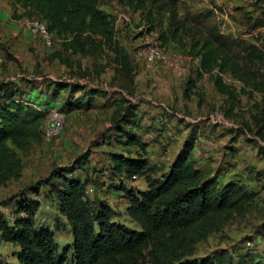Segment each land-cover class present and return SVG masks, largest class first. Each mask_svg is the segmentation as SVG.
I'll use <instances>...</instances> for the list:
<instances>
[{"label": "rangeland", "instance_id": "374dc122", "mask_svg": "<svg viewBox=\"0 0 264 264\" xmlns=\"http://www.w3.org/2000/svg\"><path fill=\"white\" fill-rule=\"evenodd\" d=\"M176 1L179 20L186 24L197 23L194 26L202 32L215 25L230 38L264 53V0ZM98 4L107 10L117 39L130 56L131 78L117 71L114 55L106 48L95 57L63 52L68 63L53 56V52L61 48L63 36L56 35L50 46L37 35L20 38L17 33L0 42V81L13 82L22 90L23 98L28 97L36 105L39 104L37 97L49 95L56 80L84 84L87 88L98 87L107 92L93 97L88 106L83 101L80 107L70 110L64 107L65 120L60 135L46 138L44 118L41 141L32 143L25 151L14 149L21 159L22 170L18 178H9L0 184V212L12 217L13 208L5 204L11 194L43 178L54 166L70 164L78 155L86 154L85 163L75 174L90 180L85 187L90 205H94L96 199H104L115 212L113 219L139 228L125 210L126 198L122 191L114 185L122 181L144 188V175L134 179L116 176L109 169L108 156L109 151L141 153L138 145L125 143L124 135L108 130L116 107L131 103L137 106V122L131 129L146 142L143 151L147 160L146 174L159 176L166 171L183 140L195 132L193 157L204 174L217 178L218 183L237 180L254 195L244 213L196 241L190 257L210 256L218 264L227 261L248 264L250 260L261 258L264 233L258 227L264 222V133L261 136L255 124V114L262 103L261 93L248 87L243 91L236 77L229 72L222 74L224 82L236 93L234 107L229 110L230 101L216 89L211 75L198 76L199 57L189 53L191 37L181 31L172 36L174 24L166 7L159 8L151 0H146L139 10H132L117 0H98ZM207 10L210 16L206 19L192 20L195 14ZM160 36L164 37V43ZM149 42L164 44L161 47L165 50L164 58L152 61L145 58L144 49ZM249 67L256 70L259 80L264 79V60ZM189 79L195 85L185 97L183 90ZM66 92V89L59 91L55 105L61 107ZM81 93L78 91L75 96ZM204 139L211 140L208 148L202 143ZM9 145L11 148L12 144ZM36 197L40 202L35 211L36 223L49 226L60 251L72 240L70 225L58 211L54 195L48 192L47 186L42 185ZM17 248L0 240L1 258L16 264L13 253ZM143 264L153 263L146 256Z\"/></svg>", "mask_w": 264, "mask_h": 264}, {"label": "trees", "instance_id": "16d2710c", "mask_svg": "<svg viewBox=\"0 0 264 264\" xmlns=\"http://www.w3.org/2000/svg\"><path fill=\"white\" fill-rule=\"evenodd\" d=\"M117 1L132 10H139L146 0ZM14 2L24 8L25 15L45 20L55 36H63L61 48L53 52V56L68 63L63 52L95 57L106 48L114 55L117 71L131 78L130 56L117 39L109 15L99 6L98 0ZM151 2L169 11L174 24L173 37L179 31L191 37L189 53L199 57L198 76L211 75L216 89L226 95L227 102L230 101L229 110L234 107L236 93L224 82L222 74L229 72L236 77L242 83L243 91L248 87L261 93L262 103L255 114V124L263 136L264 79L259 80L256 70L249 65L263 62L264 53L230 38L215 25L202 32L194 26L197 23L186 24L179 20L176 0ZM208 16L210 10L195 14L192 20L199 22ZM160 37L164 43V37ZM194 85L193 80L187 81L183 90L185 97ZM62 89L67 91L64 102L61 107L56 105L61 110L80 107L83 101L88 106L96 95L107 94L98 87L87 88L84 84L56 80L51 93L37 97L39 104L36 105L28 97L23 98L22 90L13 82L0 81V184L20 176L22 163L15 150L25 151L32 143L41 141L42 120L47 109L55 105L54 99ZM78 91L82 93L75 96ZM136 112L137 106L131 103L119 105L112 114L108 130L124 135L125 143L138 145L141 153L109 151L108 156L109 169L116 176L134 179L144 175V188L122 181L114 185L122 191L127 201L125 210L139 228L113 219L115 212L104 199H96L94 205H90L85 191L90 180L75 174L88 156L78 155L70 164L54 166L43 178L29 182L6 199L5 204L13 208L14 215L8 218L0 212V240L18 246L13 253L16 264H143L146 256L153 264H218L210 256L190 257L193 245L210 231L244 213L253 193L237 180L218 183L217 178L204 174L193 157L195 132L183 140L166 171L159 176L146 174L147 160L143 153L146 142L131 129L137 122ZM42 185L54 195L58 211L70 225L72 240L60 251L49 226L38 225L35 220V211L40 204L36 196ZM258 228L264 233V222ZM0 264L10 263L0 255ZM226 264L232 263L227 261ZM248 264H264V249L261 258L250 260Z\"/></svg>", "mask_w": 264, "mask_h": 264}, {"label": "built area", "instance_id": "2783aa9c", "mask_svg": "<svg viewBox=\"0 0 264 264\" xmlns=\"http://www.w3.org/2000/svg\"><path fill=\"white\" fill-rule=\"evenodd\" d=\"M21 23L30 33L37 35L45 45L50 46L52 44L55 34L48 29L45 20L36 16H24ZM159 45L150 42L146 45L144 56L147 60H161L164 58L165 50L161 48L162 45ZM45 118L47 121V127L44 132L46 138L50 139L60 135L64 126L65 111L59 109L56 105H52L47 109ZM202 143L208 148L211 140L204 139Z\"/></svg>", "mask_w": 264, "mask_h": 264}, {"label": "crops", "instance_id": "0c3cea01", "mask_svg": "<svg viewBox=\"0 0 264 264\" xmlns=\"http://www.w3.org/2000/svg\"><path fill=\"white\" fill-rule=\"evenodd\" d=\"M24 15V8L19 3L14 2V0H0V42L16 33L20 35V38L34 36L21 23ZM126 205L127 201L125 208Z\"/></svg>", "mask_w": 264, "mask_h": 264}]
</instances>
